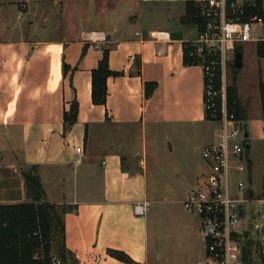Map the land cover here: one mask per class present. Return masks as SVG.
<instances>
[{"label":"crops","instance_id":"obj_1","mask_svg":"<svg viewBox=\"0 0 264 264\" xmlns=\"http://www.w3.org/2000/svg\"><path fill=\"white\" fill-rule=\"evenodd\" d=\"M62 1L0 0V205L30 201L25 172L35 166L43 201L65 208L59 264H204L199 216L158 177L159 128L183 125L189 131L199 125L204 135L210 122L204 70L184 63L185 44L194 39L185 36L182 23L186 0H96L97 20L91 0ZM161 2L183 11L170 14L176 20L169 27H145L136 9ZM123 5V14H112ZM53 28L58 32L46 34ZM172 30H181L183 38L167 37ZM106 49L110 68L119 74L107 80L106 104L97 105L92 70ZM147 82H156L149 96ZM74 102L78 118L68 125L64 113ZM192 162L186 198L205 174ZM247 194L253 197L251 190ZM146 200V214H137L136 205ZM260 204L264 210V199ZM263 210L255 221L264 220ZM262 225L254 234L264 254ZM110 250L125 252L133 262Z\"/></svg>","mask_w":264,"mask_h":264},{"label":"built area","instance_id":"obj_2","mask_svg":"<svg viewBox=\"0 0 264 264\" xmlns=\"http://www.w3.org/2000/svg\"><path fill=\"white\" fill-rule=\"evenodd\" d=\"M196 1L200 5L201 21L197 24V36L188 42L195 47L199 65L204 70L205 109L214 114L220 112L221 117L216 121L221 127L218 140L203 150L211 170L192 187L183 204L201 220L206 243L204 264H243L245 231L249 230L251 236L252 229L259 230L263 225L255 219L248 223L244 204L252 197L244 194L246 182L237 181L241 197L231 192L230 171L248 170L247 129L243 130L241 120L228 111L226 93L215 87L214 77L219 69L225 70L228 60L234 59L236 48L242 43L264 40V17L247 13L248 8L256 4L255 0ZM166 35L170 37V32ZM81 149L77 147L78 152ZM150 205L149 201H143L136 205L135 211L145 215Z\"/></svg>","mask_w":264,"mask_h":264},{"label":"rangeland","instance_id":"obj_3","mask_svg":"<svg viewBox=\"0 0 264 264\" xmlns=\"http://www.w3.org/2000/svg\"><path fill=\"white\" fill-rule=\"evenodd\" d=\"M182 0H178L180 3ZM64 2V0L62 1ZM61 2V3H62ZM90 11L92 18L97 15V2L91 0ZM127 5H123L118 8L112 14L118 16L123 14ZM166 2H161L158 6L154 7L151 4H143V9L139 6L136 9L135 15L142 17L144 26H171L174 24V17L172 12L179 14L183 9L170 8ZM57 15L61 14V6H57ZM74 10V7H72ZM29 12L24 15L29 18ZM76 15V14H75ZM93 22L94 19H92ZM184 26L188 27V32L185 36L195 38L198 34V27L196 24L191 22H182ZM186 24V25H185ZM59 29H48L46 34L53 35L58 32ZM242 62L243 66L237 68L235 65V59L228 60L225 70L219 69L216 71V75L219 74L221 85L218 87L219 90H224L228 98V87L232 84L234 77L237 78L239 97L242 101L243 106L246 108V118L241 120V127L243 130L247 129L250 131V138L247 139L246 143L250 144V147L246 150V160L248 161V170L239 172L231 170L229 174L230 188L233 196L241 197L237 190V181L239 179L244 180L247 184V194L249 190L253 192L252 199L244 204L246 208V216L249 218L248 223L257 216L258 211H262L263 205L260 204V199H264V128H263V116L260 100L259 82L264 81V60L260 59L256 53L257 42L250 41L242 43ZM208 130L206 134L201 135V129L199 125H195L188 131L187 126H171L168 129L164 126L159 128L157 145L158 150L162 153V163L160 166V173L158 177L164 178L167 182L168 189L171 186L174 187L175 200L184 201L186 198V190L191 181L187 180L186 177L192 175L193 168L187 166L188 159H191L192 165H202V168L207 175L211 168L208 162L203 157V150L210 143L218 140L220 131V123L215 120H210L207 124ZM167 132L169 133H166ZM92 130L89 131V134ZM181 134H184V138H181ZM218 134V135H217ZM152 131L151 127L148 128V140H149V151L152 150ZM180 140V142H179ZM187 140V141H185ZM170 143L173 145L172 152H170ZM169 149V150H168ZM165 150L169 153H165ZM30 169V168H29ZM33 171L37 169L32 166ZM37 173V172H35ZM38 176V175H37ZM204 177V176H200ZM39 178V176H38ZM196 181L195 183H197ZM194 183V184H195ZM259 223L264 224V220L259 219ZM258 230V229H257ZM254 229H252L251 237L255 238ZM257 244H260V240H256ZM59 256H63V252L59 253ZM58 257L59 260L61 258ZM63 258V257H62Z\"/></svg>","mask_w":264,"mask_h":264},{"label":"trees","instance_id":"obj_4","mask_svg":"<svg viewBox=\"0 0 264 264\" xmlns=\"http://www.w3.org/2000/svg\"><path fill=\"white\" fill-rule=\"evenodd\" d=\"M255 2L253 7L248 8L247 13L264 17L263 0H255ZM183 21L196 25L201 21L200 5L196 0H186V17ZM194 50L195 47L190 42H186L184 47L186 65L200 64V59ZM236 51H242L241 46H238ZM109 53L106 49L97 67L92 70V102L97 105L106 104L107 80L110 76L119 74L110 68ZM256 53L260 59L264 60V40L257 42ZM214 85L216 88L221 85L219 74L214 77ZM155 87L156 82H147L146 95L149 96ZM259 90L264 120V81L259 82ZM227 106L228 111L234 113L239 120L246 118L247 111L239 97L236 77L228 87ZM78 112L79 105L74 102L70 110L64 113L66 124L75 123ZM220 117L219 111L214 114L211 110H206L207 120L216 121ZM25 179L30 201L0 205V264H59V262H64V205L43 201L42 185L33 169L25 172ZM61 252H63V258L59 256ZM110 253L126 263L133 262L132 258L123 251L110 250ZM242 261L243 264H263L264 262L263 248L251 236L244 240Z\"/></svg>","mask_w":264,"mask_h":264},{"label":"water","instance_id":"obj_5","mask_svg":"<svg viewBox=\"0 0 264 264\" xmlns=\"http://www.w3.org/2000/svg\"><path fill=\"white\" fill-rule=\"evenodd\" d=\"M170 37L172 39H175V40H181L183 38V32L181 30H172V31H170ZM234 59H235L236 67L237 68H241L243 66L242 52L241 51H236ZM245 136L247 138H250L249 130L245 131ZM247 147L248 148L250 147L249 143L247 144ZM248 237H249V230H246L245 231V238H248ZM56 264H58V263H56Z\"/></svg>","mask_w":264,"mask_h":264}]
</instances>
